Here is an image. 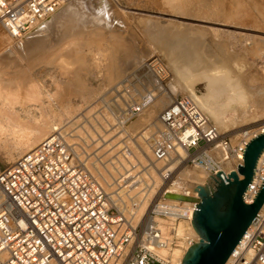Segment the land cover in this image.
<instances>
[{
    "label": "built area",
    "instance_id": "1",
    "mask_svg": "<svg viewBox=\"0 0 264 264\" xmlns=\"http://www.w3.org/2000/svg\"><path fill=\"white\" fill-rule=\"evenodd\" d=\"M67 1L0 0V25L20 36ZM164 72L151 59L104 92L97 110L60 124L0 170V264H183L199 241L191 223L200 202L194 174L205 172L212 188L218 174L228 182L261 132L223 133L193 98L182 96L160 112L155 126L135 135L131 124L157 88L152 78L163 83ZM263 180L259 161L247 203ZM230 259L264 264V211Z\"/></svg>",
    "mask_w": 264,
    "mask_h": 264
},
{
    "label": "bare ground",
    "instance_id": "2",
    "mask_svg": "<svg viewBox=\"0 0 264 264\" xmlns=\"http://www.w3.org/2000/svg\"><path fill=\"white\" fill-rule=\"evenodd\" d=\"M164 2V4L168 5V10L170 12H168L167 9H164L163 11L161 10L156 13L162 14V17L163 15H168L173 18L164 19V17L162 18L164 21H161V19L159 20L151 15H148L147 17L140 18L139 22L143 24L142 29L146 33V36H148L147 38L152 39V42L148 39L151 44L154 43L157 48L160 46L162 48L161 50L165 49L162 54L169 58V61L175 65L178 72L180 71V63L183 64L181 68L186 66L187 69L184 67L186 72L182 76L179 75L181 82H179L178 85H174L170 89H167L165 92H159L156 96L154 95L152 103L145 108V111L150 109L155 102H157L159 108L165 106L168 107L176 99L187 94L197 102L202 111H204L210 119L214 120L213 123L216 124L222 132H241L243 129L240 127L242 126L237 127L236 125H239L240 123L243 124L245 122L244 120L247 119L248 115H250L248 113H250V109L253 108V104H248L249 99L247 98L249 96L247 97L245 93L246 91H244L242 86V78L244 77H242V75H245L244 72L246 70L243 71V68L245 67L239 60L244 58L247 53L250 55L252 52L261 53L264 51V33L261 31L262 29H260L262 27L264 30V8L262 17L259 19L256 18L253 22H251L252 26H255V29L252 28L250 30L256 31L257 33L258 31L263 33L256 34V32H243L245 28L240 27L236 21H232V14L230 15L229 13L230 19H225L227 21L223 20L225 23L228 22V24L219 22L224 15L221 13V15L219 13L216 14L215 10H212L213 12H210L212 13L210 14L209 11H211V5L209 0H164ZM94 4L99 7H104L105 0H69L63 3L52 14L40 20L38 24L27 33L17 36L9 32V35L15 40V49L20 53L23 59L31 62L32 66L36 65L35 62H37L42 55L48 52H56L58 47L63 42L95 29V27L101 22V18L99 19L98 16L95 17L89 13V9L92 8ZM176 17L177 19L183 18L184 20L186 19L190 21L177 20ZM214 19L216 21H213ZM109 21L113 22L114 17L112 16L111 20L109 18ZM201 23L220 24L219 26L226 25L235 27L236 30L230 31L229 29L231 28H227L226 30L225 28L222 29L223 27L218 28L215 25L207 26L206 24L205 26L201 25ZM245 24L248 23L246 22ZM125 28L127 27H124V29ZM121 30H123V28ZM143 31L141 32L144 34ZM208 33H211V35L213 33L214 36L216 35L221 38L218 39V42L216 43L217 48L215 47V49H217V53L215 54L217 57L216 60H212L213 58L208 59L203 51V42L205 41ZM113 37L114 39L110 46L111 51H109V55H107L109 62L106 61L108 63L106 65L108 66V73L104 71L103 74L105 79L110 76L114 78L121 77L137 65L139 66L134 68V70H139L151 60H149V57H151V46L149 48L146 46L147 44L144 45L142 43L144 38L142 39V42H139L134 36L125 35L122 31H119L116 28H113ZM246 40L252 41V45H249L250 47H245L246 42H244L245 44H240V42L242 43V41ZM248 44L246 46H248ZM160 47L158 49H160ZM175 51L180 55L179 57L181 59L176 56L177 54ZM102 56L103 55H101V57ZM57 58H60L59 66L64 68V70L67 69L70 71L68 68L71 65L70 60L62 57V55H59ZM56 60L58 61V59ZM213 62L218 64L214 65ZM98 66L102 65L98 64ZM1 76L2 75H0V77ZM245 77H248L249 80H254L257 75L254 71H249ZM2 80L3 79L1 78L0 145L7 150V160H13L16 155L20 157L34 149L44 139L50 136L54 130L58 129V125L62 123L65 118H71L77 111V108L82 107L80 105H69L64 108V110L59 111L43 110L42 108H46L51 105L50 103L48 106L45 105V101H43L45 99L44 97H56L59 86L57 91L52 92L46 89L43 90L44 88L36 82H31L30 85L28 83V86L26 85L27 88L25 87L26 92L24 94L25 98L23 99V97H20L18 93L19 89L17 90L16 87L10 85L9 83H5V80ZM8 80L10 81V78H8ZM83 80L85 81L83 73L79 70L74 76L73 85L81 86L83 85ZM152 81L156 84L155 77L152 78ZM200 82L205 84V95L199 94L195 90V86ZM156 87L157 88L154 89L152 93H155L156 90L159 89L158 85ZM257 93L261 94L262 91H257ZM28 103L34 105V109H39V112H36V110L31 108L32 105H27ZM19 104L20 107L17 108L16 105L19 106ZM95 108L96 106L92 107L90 110H95ZM155 117L152 119V116L145 115L144 117H140L141 119H138L137 117L135 122L144 123L146 120L147 122H152L155 121ZM121 137L122 135H119L114 138L112 144L117 146L123 138ZM140 159H143V156ZM262 163H264V153L260 159V164ZM195 178L197 179V186L205 185L209 182L206 173L199 175L198 177L196 176ZM198 194L199 193L197 191V196ZM143 209L144 208H142V211ZM262 211H264V205L262 207ZM196 234L197 239H199L197 231ZM176 254L180 255L182 253L177 250ZM230 263L231 259L227 262V264Z\"/></svg>",
    "mask_w": 264,
    "mask_h": 264
},
{
    "label": "rangeland",
    "instance_id": "3",
    "mask_svg": "<svg viewBox=\"0 0 264 264\" xmlns=\"http://www.w3.org/2000/svg\"><path fill=\"white\" fill-rule=\"evenodd\" d=\"M209 2L211 5L210 6L211 11H209V13L213 12L215 10L216 14L221 13L222 15H224V17H222V18L220 17L221 18L220 21L219 20H217V21L225 23V21H227L225 19L229 18V16L232 14L231 16L233 17V19H231V20L234 22L236 21L240 27L245 28V30L243 32H250V33L256 32V31L250 30L252 28L255 29L254 28L255 26L253 27L251 22H253V20L256 18L259 19L260 17H262V12H263V8H264V4H263L264 0L263 1L262 0H255V1L254 0H209ZM164 3H165L164 0H105L104 7H99V6L94 4L92 6V8L89 9V13L94 15L95 17L98 16L99 19L101 18L100 19L101 22L95 27V29H93V31H87L86 32L87 34L83 33L82 35H79L77 37H74V38L66 41V42H63L61 44L62 46L60 45L56 52H48V53L42 55L39 58V60L37 62H35L36 65H34V66L31 65V62L22 58L20 53L14 47V44H15L14 38L9 35V32L4 27H2L0 25V75H2L0 77V79L2 78L3 79L2 81L5 80V83H9L10 85H13L14 87L17 88V90L19 89L18 93H19L20 97H23V99L25 98L24 94L26 92V88L28 86V83L30 85L31 82L32 83L36 82L42 88H44L43 90L46 89V90H49L52 92L57 91V88L59 86L58 93H57L56 97L49 98V97L45 96L44 97L45 99L43 98L44 99L43 101H45L46 106H48L49 103L51 105L49 107H46V108L44 107L42 109L43 110H57V111H59V110H64V108L68 107L69 105H71V106L72 105L82 106V107L77 108V111L75 112V114L71 118L69 117L70 119L65 118V120H63V122L60 124L70 123L73 120L79 118V116L81 115L83 110H90L92 107H95V106H96L95 110H97V108H99V106H100L103 93L110 90L113 86L118 84V82L126 74L130 73L131 71L134 70V68L139 66V65H137V66L131 68L128 72H126L121 77L114 78V77L110 76V77H106V79L103 77L104 71L106 73H108V66H106V65L108 64L107 62H109V59H108L107 55H109V51H111L110 46H111V43L113 42V39H114L113 28H116L117 30L122 31L125 35L134 36L135 38H137V40L139 42H142V39L144 38L142 43L144 45L147 44L146 46H148L149 48L151 46V48H150L151 49L150 50V56L151 57H149V60L152 58L157 59L158 62H160L161 66L165 70V72L163 74V83L160 82L156 78V85H158L159 89H157L156 92L153 93V95L156 96V94L159 92H165L167 89H170L174 85H178L179 82H181L179 75L182 76L186 72L187 67L183 66V68H181V66L183 64L180 63L181 66L178 65L180 71L178 72V70L175 68V65H173L169 61V58L165 57L162 54L165 51V49H163L164 50L163 51V50H161L162 48L160 46H158V48L160 47V49H158L154 45V43L151 44L152 39L147 38L148 36H146V33L142 29L143 24H141L139 22L140 18L147 17L148 15H151V16L155 17L156 19H159V20L161 19V21L163 20L162 18H164V17H165L164 19L173 18V17L168 16V15H166V16L163 15V17H162V14L156 13V12H160L161 10L163 11L164 9L168 10V5H166ZM106 6H107V8H106ZM168 12H170V11L168 10ZM103 13H105V14H103ZM210 14H212V13H210ZM249 14H251V15H249ZM110 15H112L114 17L113 22L109 21V18H110V20L112 19V16H110ZM156 16H158L159 18ZM176 19H177V17H176ZM177 20L185 21L186 19L184 20L183 18H178ZM223 20H225V21H223ZM106 21H109V22H106ZM186 21H190V20H186ZM213 21H216V20L214 19ZM246 22L248 24H245ZM205 24L207 26L208 25L209 26L215 25L218 28L223 27L222 29L225 28L226 30H227V28H231V29H229L230 31L236 30L235 27H230V26H226V25L219 26L220 24L217 25L214 23H201V25H205ZM225 24H228V22H226ZM231 24H232V22H231ZM124 27H127V28L124 29ZM120 28L121 29L123 28V30H121ZM260 29H262L261 31H263V33H264L263 28L261 27ZM140 30L143 31L144 34ZM237 30H240V29H237ZM261 33L262 32H259V31H258V33L256 32V34H261ZM210 35H211V33H208L206 36L207 39L205 38V41L203 42L204 46H202V47H204L203 51L205 52V53L204 52L203 53L206 54L205 56L208 59L213 58L212 60H216L217 57L215 54L217 53V49H215V47H216V43L218 42V39H221V38H219V36H216V35L214 36V34L212 33L211 36L212 37L214 36L213 37L214 39H213ZM208 36L210 37V39ZM215 39H216V41H215ZM250 41L251 40L242 41V43L240 42V44H245L244 42H246V45L248 43L249 44H248V46L245 45V47H250L252 45V41H251V43H250ZM205 42H207V43H205ZM155 48L157 49V51ZM261 53L263 54V56ZM261 53L252 52L251 53L252 55L251 54L248 55L249 53H247V55L244 58H241V60H239V61H241V63L245 67V68H243V71L246 70L244 72L245 75L249 71H254V73H256V75H257V77L254 80H249L248 77H245V75L242 72V74H243L242 77L244 76L243 77L244 79L242 78V80H243L242 86H243L244 91H246L245 93H246L247 97L249 96L247 98V99H249L248 104H250V105L253 104V108H251L250 113H248V114H250V115L252 114V115L247 116L248 120L245 119L244 120L245 122L243 121L244 122L243 124L240 123L239 125H236L237 127L242 126L240 128L243 130L250 129L251 127H259L258 128L259 132L264 131V116H263V114H264V108H263L264 107V94H262V93H264V51ZM176 54H177L176 55L177 57L180 56L177 52H176ZM260 54H261V56H260ZM59 55H62V57L70 60L71 65L68 67L70 69V71L67 69L64 70V68L59 66L60 65V60H59L60 58H57ZM101 55H103V56L101 57ZM56 59H58V61ZM179 59H181V58L179 57ZM96 61H97V64H96ZM98 64H101L102 66H98ZM217 64L214 63V65H217ZM249 67H251V68H249ZM79 70H80V72L83 73V77L85 79V81L84 80L83 81L85 83L83 82V85H81V86L73 85L74 76ZM70 74H72V75H70ZM8 78H10V81L8 80ZM19 85H21V86H19ZM165 85H167L168 87ZM195 90L197 93L205 95V93H206L205 84L203 82L202 83L200 82L199 84H197L195 86ZM260 90L262 91V93L258 94L257 91H260ZM255 92H256V94H255ZM84 95H86V96H84ZM182 96H188V95L186 94V95H182ZM84 97H86V98H84ZM155 104L157 105V102H155ZM155 104H153L152 107H150V109L144 111L140 115V117H144L145 115H150V116H152V119L156 116L155 121L147 122V120H146V121H144V123L143 122L138 123V122H135L137 120L136 119L131 124V130H133L132 132L135 135L140 130L144 129L146 126H149V125L154 126L155 123L157 122L158 115L160 114L162 109L164 110L167 108V106L159 108V106L157 105V107H156ZM254 104L256 107L254 106ZM27 105L31 106L32 104L28 103ZM32 106H31V108L34 109L35 108L34 105H32ZM16 107L17 108L20 107V104H19V106L16 105ZM156 108H157V110H156ZM33 109H31V110H33ZM42 109H40V110H42ZM34 110H36V112H39V109H34ZM152 113H153V115H152ZM140 117L138 116V119H141ZM211 121L214 122L213 119H211ZM153 122H155V123H153ZM113 133H115V132H113ZM223 133H228V132H223ZM122 137H123V135H122ZM118 144H120V142ZM133 144L134 143L132 141L130 143V146L132 145L131 147L133 148L134 153L138 157H140V156L142 157L143 154H141V152L137 148H135V146ZM145 148H146L147 152H150L147 147H145ZM18 158H19V156L16 155L15 159L7 160V150L0 145V170H2L5 167L9 166L10 164L14 163ZM141 160L142 161L145 160L144 156H143V159H141ZM202 174H205V173L202 170L197 169V173L194 175H195V177L196 176L198 177L199 175H202Z\"/></svg>",
    "mask_w": 264,
    "mask_h": 264
},
{
    "label": "water",
    "instance_id": "4",
    "mask_svg": "<svg viewBox=\"0 0 264 264\" xmlns=\"http://www.w3.org/2000/svg\"><path fill=\"white\" fill-rule=\"evenodd\" d=\"M263 153L264 131L249 142L243 164L228 174V182L218 174L216 188L207 184L195 188L200 202L191 223L199 241L188 248L183 264H227L264 205V180L253 202L244 198Z\"/></svg>",
    "mask_w": 264,
    "mask_h": 264
}]
</instances>
